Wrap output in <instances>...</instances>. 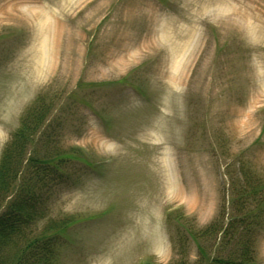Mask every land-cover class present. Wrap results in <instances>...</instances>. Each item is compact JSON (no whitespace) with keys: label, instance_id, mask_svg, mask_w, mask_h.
I'll return each instance as SVG.
<instances>
[{"label":"rangeland","instance_id":"374dc122","mask_svg":"<svg viewBox=\"0 0 264 264\" xmlns=\"http://www.w3.org/2000/svg\"><path fill=\"white\" fill-rule=\"evenodd\" d=\"M38 97L76 156L38 224L74 219L58 264H202L264 209V0H0V158Z\"/></svg>","mask_w":264,"mask_h":264},{"label":"trees","instance_id":"16d2710c","mask_svg":"<svg viewBox=\"0 0 264 264\" xmlns=\"http://www.w3.org/2000/svg\"><path fill=\"white\" fill-rule=\"evenodd\" d=\"M49 114L44 98L38 97L22 114L18 128L1 154L0 264H58L60 241L74 224L72 217L49 220L38 230V224L48 217L52 191L66 182L70 165L76 159L75 150H50L48 142L37 138ZM9 197L12 198L7 201ZM258 210L264 214L263 206L258 205L226 227L221 216L220 222L203 231V234H221L222 239L236 231L239 237L237 249L228 257H210L196 239L204 259L202 264H254L252 237L259 226L254 221ZM226 243L231 240L227 238Z\"/></svg>","mask_w":264,"mask_h":264}]
</instances>
